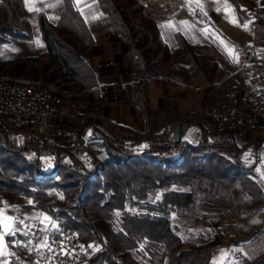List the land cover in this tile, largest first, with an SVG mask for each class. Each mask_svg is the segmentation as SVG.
I'll use <instances>...</instances> for the list:
<instances>
[{
	"label": "trees",
	"instance_id": "16d2710c",
	"mask_svg": "<svg viewBox=\"0 0 264 264\" xmlns=\"http://www.w3.org/2000/svg\"><path fill=\"white\" fill-rule=\"evenodd\" d=\"M62 1L55 22L43 12L37 13L39 34L45 43L39 57L47 58V63L40 69L27 68L29 62L39 59L27 56L16 66L15 73L9 74L15 77L30 71L33 81L49 85L60 79L70 80L81 89L96 93V77L88 61L93 36L75 0ZM96 1L127 46V58L134 68L126 84L127 94L147 125L151 113L147 84L149 78L159 75L157 65L140 49L129 15L118 3ZM21 11L20 0H0V45L32 39L29 26L27 33L19 28ZM142 31L144 40L157 43L167 59L177 54L179 60L206 79L196 47L189 45L180 33H176L178 46L170 51L160 39L152 16L143 19ZM87 124L79 126L71 146H55L54 153L48 156L43 153L41 140L29 134L22 145H17L11 131L0 123V208L7 196L34 198L32 207L47 213L56 224L50 228L77 234L83 264H128L131 255L137 256L141 264H216L211 247H182L183 239L172 221L171 209L180 213L190 211L197 191H208L207 185L209 189L215 184L230 187L238 181L256 188L246 176L247 170L239 164L245 142L238 146L235 136L243 130L219 129V123L210 116L206 126L187 119L178 124V139L159 142L147 131L145 137L138 138L145 140L147 146L137 151L134 144L139 141L138 132L117 127L112 133L96 125L87 137V144L95 146L90 149L84 137ZM193 125L198 127L196 144L183 138ZM261 142L264 139L257 144ZM230 150L233 161L221 154ZM102 152L100 169L98 154ZM41 155L51 157L50 167H43ZM52 172L54 177L38 179L39 175ZM53 190L61 193L62 206H54L50 196ZM250 264H264V255Z\"/></svg>",
	"mask_w": 264,
	"mask_h": 264
},
{
	"label": "rangeland",
	"instance_id": "374dc122",
	"mask_svg": "<svg viewBox=\"0 0 264 264\" xmlns=\"http://www.w3.org/2000/svg\"><path fill=\"white\" fill-rule=\"evenodd\" d=\"M92 1L97 3L96 0ZM115 1L123 12L129 15V24L140 49L148 53L152 62L156 63L159 75L154 77H158V83L163 87L170 102V109L180 112L183 121L191 119L207 125L209 111L216 107V101H218V97L213 96L214 85L211 84L213 80L208 78L212 77L216 70L219 72L226 71L227 77L231 74L247 77L252 70V61L257 60L264 72V28L258 23V21L261 23L263 21V19L260 20V14L256 15V21L253 19L246 21L243 28L247 27V29H241L237 34L236 32H223L222 36V33L208 31L207 35L210 39L217 37L218 46L195 50L196 55L200 58L199 65L206 71L207 77L204 79L200 74L193 72L189 64L179 60L177 54L174 53L167 59L157 43L144 40L143 19L152 16L151 9L157 7V0ZM255 1L257 4L259 0ZM225 3L233 8L231 2L225 1ZM135 9L141 10L135 12ZM19 13L22 19L19 28L27 33V26H29L28 32L31 33L32 39L12 41L9 44L0 45V76L33 81L30 71L15 75V77L9 74L14 72L22 59L27 56L39 57L45 49L40 47L38 40L40 37L38 12L21 11ZM248 26H253V28H248ZM228 39L233 40L229 47L227 45ZM47 61V58L41 56L38 60L29 62L27 68L40 69ZM230 64H234L238 68L230 69L228 67ZM225 82L228 83L227 80ZM43 86L60 91L70 102L72 100L77 101L80 97L85 98V96L80 95L82 89L79 85L70 80L60 79L49 85L43 84ZM0 123L11 131L12 140L17 145H22L26 135L31 134L41 140L42 150L44 149L43 138L38 135L34 128L30 130L27 128L16 129L8 120L3 118H0ZM223 128L225 127L219 124V129ZM165 133L170 132L164 130L156 136L159 142H165L163 140ZM49 136L53 141L50 133ZM66 137L70 142L69 146L76 141H71L69 133ZM136 137L137 139L142 138L140 135ZM183 138L192 144H196L198 127L196 125L191 126L186 130ZM235 138L238 146L242 147L245 142L239 164L247 170L246 176L248 175L249 181L251 180L256 184V188H248L238 181L230 187L215 184L209 189L207 185L208 191L205 189L197 191L193 208L190 211L180 213L175 208L171 209L172 221L183 239L182 247H211L212 261L216 264H250L264 255V142L257 144L258 140L264 139V133L250 134L247 131H240L237 132ZM85 139L87 144L89 139ZM138 140L134 144V148L137 151H142L146 148L147 143L145 140ZM90 149H95V146L90 145ZM54 151L53 142V153ZM206 151L201 153H206ZM103 154V152L98 154L100 169L103 167L101 162ZM221 154L228 160L233 161L234 159L231 150L223 151ZM50 158L41 155L43 167L51 166L52 159ZM55 172L49 175H39L38 179L52 178L55 176ZM160 194L161 191L156 196L158 197ZM50 196L55 207L64 204L62 195L58 190L50 191ZM33 203L34 198L30 196H7L3 199L0 208V255L7 254L9 247L15 240L17 233L13 224L15 218L36 219L43 225L56 226L47 213L32 207ZM84 262L85 259L82 260L81 264ZM127 262L128 264H141L137 256L134 255L129 256Z\"/></svg>",
	"mask_w": 264,
	"mask_h": 264
},
{
	"label": "crops",
	"instance_id": "0c3cea01",
	"mask_svg": "<svg viewBox=\"0 0 264 264\" xmlns=\"http://www.w3.org/2000/svg\"><path fill=\"white\" fill-rule=\"evenodd\" d=\"M20 1L24 12H43L52 22L57 20L63 7L62 0ZM225 1L231 2L233 8ZM157 3L151 13L161 40L170 51L178 46L176 33H180L189 45L199 51L218 46L217 37L210 39L208 31L222 33V36L223 32L237 34L241 29H247L243 28L246 21H256L257 14H260V20L263 19L262 0L257 4L255 0H157ZM75 4L93 36L88 61L95 73L97 90L95 93L88 88L82 89L80 95L85 98L80 97L78 102L72 100L58 117L52 119L48 134L53 137L54 146H69L68 133L74 131L77 137L79 126L85 123H88L84 129L85 138L92 133L94 125L112 133L117 127L133 130L142 137L147 131L155 137L164 130L173 133L183 120L180 112L170 109V102L158 83V77L149 78L147 84L151 113L146 125L139 108L131 102L126 90V84L134 72L127 58L126 44L116 34L97 3L75 0ZM258 23L264 28L263 21ZM38 38L40 47L45 48L42 37ZM228 40L229 47L233 40ZM228 67L234 70L238 68L234 64ZM230 77H227L226 71L218 70L210 77L214 85L213 96L218 97L214 108L226 107L237 100V94L231 91ZM32 128L29 126L27 130Z\"/></svg>",
	"mask_w": 264,
	"mask_h": 264
},
{
	"label": "built area",
	"instance_id": "2783aa9c",
	"mask_svg": "<svg viewBox=\"0 0 264 264\" xmlns=\"http://www.w3.org/2000/svg\"><path fill=\"white\" fill-rule=\"evenodd\" d=\"M231 91L237 100L226 107L212 108L209 116L226 128L251 133H264V72L257 60L247 77L233 74ZM70 104L66 96L38 81L9 79L0 76V118L16 129L33 126L43 138L44 153H53V141L48 134L50 123ZM71 141L76 140L70 131ZM172 132L163 140H174ZM16 237L0 264H80V243L76 233L50 228L36 219H14Z\"/></svg>",
	"mask_w": 264,
	"mask_h": 264
},
{
	"label": "water",
	"instance_id": "95a60500",
	"mask_svg": "<svg viewBox=\"0 0 264 264\" xmlns=\"http://www.w3.org/2000/svg\"><path fill=\"white\" fill-rule=\"evenodd\" d=\"M173 134H174V138L175 139H178V137H179V129H178V127H175L174 128Z\"/></svg>",
	"mask_w": 264,
	"mask_h": 264
}]
</instances>
